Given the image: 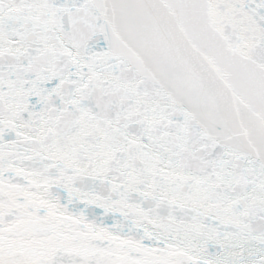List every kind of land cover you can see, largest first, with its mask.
<instances>
[{
	"label": "snow or ice",
	"instance_id": "6c2138e0",
	"mask_svg": "<svg viewBox=\"0 0 264 264\" xmlns=\"http://www.w3.org/2000/svg\"><path fill=\"white\" fill-rule=\"evenodd\" d=\"M0 264H264V0H0Z\"/></svg>",
	"mask_w": 264,
	"mask_h": 264
}]
</instances>
